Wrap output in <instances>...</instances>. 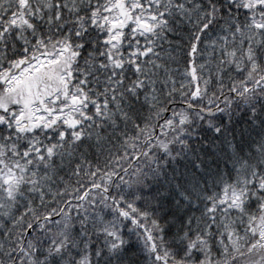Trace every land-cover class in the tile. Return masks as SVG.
<instances>
[{
	"label": "snow or ice",
	"instance_id": "snow-or-ice-1",
	"mask_svg": "<svg viewBox=\"0 0 264 264\" xmlns=\"http://www.w3.org/2000/svg\"><path fill=\"white\" fill-rule=\"evenodd\" d=\"M0 264H264V0H0Z\"/></svg>",
	"mask_w": 264,
	"mask_h": 264
}]
</instances>
